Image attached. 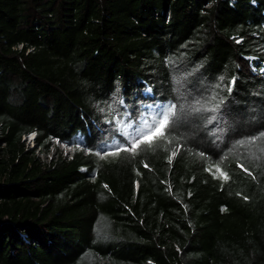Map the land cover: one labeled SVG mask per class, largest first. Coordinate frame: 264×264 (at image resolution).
<instances>
[{
	"label": "trees",
	"instance_id": "obj_1",
	"mask_svg": "<svg viewBox=\"0 0 264 264\" xmlns=\"http://www.w3.org/2000/svg\"><path fill=\"white\" fill-rule=\"evenodd\" d=\"M262 134L264 0H0V264H264Z\"/></svg>",
	"mask_w": 264,
	"mask_h": 264
},
{
	"label": "snow or ice",
	"instance_id": "obj_2",
	"mask_svg": "<svg viewBox=\"0 0 264 264\" xmlns=\"http://www.w3.org/2000/svg\"><path fill=\"white\" fill-rule=\"evenodd\" d=\"M215 100V97H212L210 100L205 103H199L197 106L192 107V111L195 112H215L219 107L218 104H213L212 102ZM175 108L176 106L173 104H169L167 106H160L159 111L157 112V116L152 120L151 124H149L144 129H138L135 134L132 135L131 143L129 147L120 149L118 148L116 152L109 153V155H116L119 151H135L140 148L141 145H151L152 142L160 137H165L166 132L171 128V126L175 123L173 117L175 116ZM183 111V109H181ZM214 118V117H213ZM260 138H264V134L261 135ZM256 139L252 138L248 141H241L240 144H255ZM260 152L264 154V148L260 149ZM175 153H173L174 155ZM259 158V157H257ZM147 167V165H145ZM245 172H248L247 169H244ZM217 171H220L219 167H217ZM251 175L250 172H248ZM220 175L225 179H228V176L225 172L220 171ZM246 198V197H245Z\"/></svg>",
	"mask_w": 264,
	"mask_h": 264
},
{
	"label": "rangeland",
	"instance_id": "obj_3",
	"mask_svg": "<svg viewBox=\"0 0 264 264\" xmlns=\"http://www.w3.org/2000/svg\"><path fill=\"white\" fill-rule=\"evenodd\" d=\"M132 138V137H131ZM32 134H30V135H28L27 137H26V144H28L30 147H32L33 146V144H32ZM54 143L55 144H57L58 145V147H59V149L60 150H62L63 151V153H70V150H71V148L70 147H68V146H66V145H64V144H62V143H60V142H57V141H54ZM41 156V158L43 159V156L42 155H40Z\"/></svg>",
	"mask_w": 264,
	"mask_h": 264
},
{
	"label": "built area",
	"instance_id": "obj_4",
	"mask_svg": "<svg viewBox=\"0 0 264 264\" xmlns=\"http://www.w3.org/2000/svg\"><path fill=\"white\" fill-rule=\"evenodd\" d=\"M34 137V134H32V138Z\"/></svg>",
	"mask_w": 264,
	"mask_h": 264
},
{
	"label": "bare ground",
	"instance_id": "obj_5",
	"mask_svg": "<svg viewBox=\"0 0 264 264\" xmlns=\"http://www.w3.org/2000/svg\"><path fill=\"white\" fill-rule=\"evenodd\" d=\"M125 148V147H124Z\"/></svg>",
	"mask_w": 264,
	"mask_h": 264
}]
</instances>
